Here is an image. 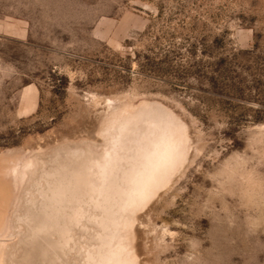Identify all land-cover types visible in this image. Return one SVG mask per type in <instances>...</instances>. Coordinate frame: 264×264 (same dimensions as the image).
I'll list each match as a JSON object with an SVG mask.
<instances>
[{"label":"rangeland","instance_id":"374dc122","mask_svg":"<svg viewBox=\"0 0 264 264\" xmlns=\"http://www.w3.org/2000/svg\"><path fill=\"white\" fill-rule=\"evenodd\" d=\"M125 262L264 264V0H0V264Z\"/></svg>","mask_w":264,"mask_h":264},{"label":"bare ground","instance_id":"6f19581e","mask_svg":"<svg viewBox=\"0 0 264 264\" xmlns=\"http://www.w3.org/2000/svg\"><path fill=\"white\" fill-rule=\"evenodd\" d=\"M172 159H173V157L169 156L168 159L163 158L162 161L170 164L172 162ZM159 161H161L160 155L158 158V162ZM157 165L154 167V170H150L149 173L142 179L141 187L139 188L140 191L136 194L137 200H143L148 195L149 190L153 184V180H155L157 177L156 174L153 173L156 170ZM73 168H75V167L73 166ZM59 169H61V171L56 170V173L54 171H53L54 173H51L52 172L51 171L52 169H51V170H49L50 172L47 171L43 175L47 176V179L45 177L44 178L47 180V185H48L47 190L49 192V195H48L49 196V204H46V208H48L52 211L57 209L60 212L58 214H55V212L51 213V212L47 211V216L50 220L49 224L43 228L42 227L37 228L35 232L43 231L44 233H49L51 235L53 230L54 231H60L59 229L56 230V228H54V227H57V225H59V224L56 225V223H52V217H55L56 220H62V212L64 213L65 211L73 212V214L77 215V213L79 212V205L81 203L80 199L86 193L85 191L88 188V187L86 188V185L84 184V182L85 183H88V182L94 183V181L91 178V177H93V174H90V172H88V171L86 173L87 168L85 169V172L83 171L84 169L82 171L79 170L80 168L78 170L74 169L73 170L74 175H71V176H70V173L72 171L70 173H68L67 168L63 167V168H59ZM164 169L165 168H163V170ZM16 172H18V169L16 170ZM141 172H142V170L141 171L138 170L135 174H133L132 179L129 182V184H131L130 186H132L136 183L137 178L140 176ZM49 173H51V174H49ZM48 175L52 176V177H50L51 181L49 180ZM154 186H156V183L153 184V187ZM91 188H93V187H91ZM84 189H86V190H84ZM131 191H132V189L128 188L127 190H124L122 192L123 196L128 198L127 200H131L133 198V194L131 193ZM45 193H47V191ZM73 219L75 222L77 221V220H75V218H73ZM59 227H60V225H59ZM51 236H53V235H51ZM123 264H128V263L125 262Z\"/></svg>","mask_w":264,"mask_h":264}]
</instances>
